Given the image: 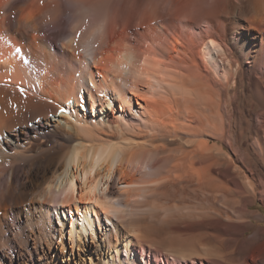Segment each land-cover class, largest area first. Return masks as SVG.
Returning a JSON list of instances; mask_svg holds the SVG:
<instances>
[{
  "label": "bare ground",
  "instance_id": "obj_1",
  "mask_svg": "<svg viewBox=\"0 0 264 264\" xmlns=\"http://www.w3.org/2000/svg\"><path fill=\"white\" fill-rule=\"evenodd\" d=\"M258 203L264 0H0V264H264Z\"/></svg>",
  "mask_w": 264,
  "mask_h": 264
},
{
  "label": "rangeland",
  "instance_id": "obj_2",
  "mask_svg": "<svg viewBox=\"0 0 264 264\" xmlns=\"http://www.w3.org/2000/svg\"><path fill=\"white\" fill-rule=\"evenodd\" d=\"M82 108V107H81ZM106 109L109 110V106L106 105ZM19 131V129H18ZM256 209H259L261 211L264 210V208L262 207V205L260 203H258L256 206H255ZM81 215L82 214V211L80 212H77L76 215ZM61 216H64L65 214H60ZM68 215V214H67ZM69 215H71V212H69ZM56 223L58 226H60V223H59V219L56 218ZM254 231V228H252L249 233H252ZM98 238H96L95 240H92L90 236H88L87 238H84L81 240H78L75 239V240H72L69 235H68V232H66L65 230V234L63 235V238L61 239V236H56L54 238L55 242H54V250L56 251L55 252V258H61L62 261L64 260L65 263H70V262H75V261H80V262H85V263H90L91 261L90 260H93L94 258H91L90 257V254H88L90 251H92L94 249V243H97ZM64 241V242H62ZM117 243V240H115ZM87 242V244L85 243ZM91 244V245H90ZM93 244V246H92ZM98 244V243H97ZM64 246V247H63ZM62 248V249H61ZM89 248V249H88ZM65 249V250H64ZM73 249V250H72ZM63 250V251H62ZM108 255L111 256L112 253H116V250L112 252L109 251L108 249L106 250ZM94 252V251H93ZM88 254V256H87ZM104 254V253H103ZM119 257H121L122 259L126 260L127 258V253L125 251H121L119 253ZM95 258H96V255H95ZM170 258L172 259L173 256H170ZM231 259H233V261H231V259H229V261L233 264V263H236L237 259L236 258H232V256L230 257ZM235 259V260H234ZM142 264H144V262L142 261Z\"/></svg>",
  "mask_w": 264,
  "mask_h": 264
},
{
  "label": "snow or ice",
  "instance_id": "obj_3",
  "mask_svg": "<svg viewBox=\"0 0 264 264\" xmlns=\"http://www.w3.org/2000/svg\"><path fill=\"white\" fill-rule=\"evenodd\" d=\"M19 51V50H18ZM61 111H63V109H61Z\"/></svg>",
  "mask_w": 264,
  "mask_h": 264
}]
</instances>
